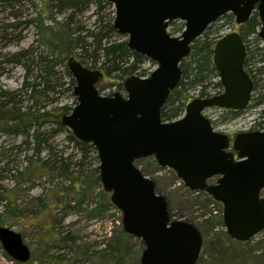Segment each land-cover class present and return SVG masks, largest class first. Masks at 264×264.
<instances>
[{
	"label": "water",
	"instance_id": "1",
	"mask_svg": "<svg viewBox=\"0 0 264 264\" xmlns=\"http://www.w3.org/2000/svg\"><path fill=\"white\" fill-rule=\"evenodd\" d=\"M114 6V28L128 39L130 50L157 64L149 78L129 77L124 94L100 95L101 70L75 58L68 69L75 80L78 104L63 115L62 126L99 157V177L112 204L122 212L124 231L141 239V264H197L203 236L192 223L172 220L169 203L135 162L153 157L173 170L192 192H203L223 205L229 236L246 243L264 231V132H242L232 139L214 130L208 109L245 110L255 84L245 70L246 45L239 33L222 37L214 49V65L224 92L196 98L184 116L163 122L161 112L182 79L181 63L208 27L227 14L244 25L258 13L264 42V0H108ZM184 22L180 37L168 29ZM217 179L215 184H209ZM0 243L13 260L27 263L31 251L22 236L0 227Z\"/></svg>",
	"mask_w": 264,
	"mask_h": 264
},
{
	"label": "rangeland",
	"instance_id": "2",
	"mask_svg": "<svg viewBox=\"0 0 264 264\" xmlns=\"http://www.w3.org/2000/svg\"><path fill=\"white\" fill-rule=\"evenodd\" d=\"M45 1L0 0V93L19 91L26 79L28 83H34L33 80L40 74L36 64H31L29 72L21 65L3 63L7 59L3 57L9 54L28 50L50 52L43 41L45 33L41 34L36 24L30 22L38 19V11L44 8L45 11L41 12L43 15L51 9L49 16L56 18L59 23L57 25L44 19V27L54 26L52 33L48 34L56 37L69 27L71 35H75L71 36L72 39L79 36L76 31L81 27L86 31L97 32V17L100 19L99 16L103 14L112 15L114 11L113 7L97 14V6L91 4L81 11L75 9L59 12L54 9L52 12ZM74 13L76 15L72 17ZM12 24L13 28L8 27ZM214 24L209 30V35L213 37H218V32L222 35L229 31H239L234 16L233 20L224 17ZM184 29L185 23L176 21L172 22L168 31L172 36L180 37ZM260 29H257L256 35L245 38L252 49L257 48L264 53V42L258 36ZM119 37L118 40H127V37L120 34ZM72 57L80 62L75 54L65 56L62 59L63 65L55 69L62 84L56 93L47 97L36 95L35 99L22 94L14 104L23 113H38L43 108L42 113H50L47 115L49 121L45 117L42 119L45 122L28 123L31 129L29 134L37 129H40L41 134L45 133L42 134L45 135V144H42L44 150L38 158H34L38 165L40 161L49 162L50 167L45 170L43 177L23 185L22 182L18 184L16 171L24 169L27 158L35 154L33 145L27 148L23 143L24 136L0 132V205L4 206L10 201L13 208L21 212L16 218L6 214L4 227L20 234L31 251L30 260L19 263L9 257L0 243V264H141L145 244L124 231L122 212L112 204L111 194L104 191L99 172L96 173L99 168L96 155L90 152L87 159H84L80 148L69 141L67 131L63 129L57 133L52 132L56 127L53 121L58 109L68 107L70 111L64 115L71 114V109L78 103L65 72ZM261 66H264V62L257 64L256 68ZM156 69L157 64L148 59L135 76H148ZM214 77L206 89L210 95L218 91V77ZM128 78L121 80L118 73L112 77L104 74L97 89L103 96L124 94L123 84ZM256 82L253 98L264 95V74H257ZM189 95L190 103L199 98L200 88L191 90ZM1 99V102L6 103V100ZM263 110L264 104L256 106L251 102L250 107L234 119H230L223 110L220 113L217 108L206 110L204 115L212 121L215 130L235 136L264 129ZM135 165L155 182L156 191L166 197L172 219L192 223L200 230L203 248L197 264H264V231L246 243L233 240L224 225L223 206L220 203L209 205L206 198L191 194L173 170L160 167L153 157L137 160ZM216 181L211 179L209 182L215 184ZM261 197L264 199V190ZM4 211L5 208L1 206L0 214Z\"/></svg>",
	"mask_w": 264,
	"mask_h": 264
},
{
	"label": "trees",
	"instance_id": "3",
	"mask_svg": "<svg viewBox=\"0 0 264 264\" xmlns=\"http://www.w3.org/2000/svg\"><path fill=\"white\" fill-rule=\"evenodd\" d=\"M45 3L49 8H52V12L54 9L59 12L75 9L76 11H81L85 8H89L91 4H95L97 6V14L105 11L106 9H113V5L109 3L108 0H46ZM42 11H45L44 8L41 12ZM41 12L38 11L37 20H32L30 22H32V24H36L41 34L45 33L42 36L43 41L50 52L44 53L39 51L40 53H38L37 51L28 50L15 55L9 54L3 57L7 58L3 63L21 65L29 72H31V64H36L40 72V74L33 80L34 83H28V79H26L19 91L12 93L2 91L0 93V132L8 134L14 133L16 135L24 136V145H27V148L30 147L29 145H33L35 153L32 157L27 158V166L24 169L16 171L18 174L16 176L18 184L22 182V185L43 177L45 170L50 167L49 162L41 163L40 161V165H38V161H34V158H38L42 150H44V148H42V144H45V135L42 134L45 133L43 132L41 134L40 129H37L36 131L34 130L33 134H29L31 129L28 127V123L37 124L39 122H45L42 120L45 117V119H47L46 121H49L50 119L48 120L47 115H50V113H42L41 111L44 110V108L38 113H23L21 109H16V106L14 105L16 104V99L19 96L24 94L29 95L31 99H35L36 95L47 97L49 94L56 93L57 88L62 87V84L55 74V69L63 65L64 61L62 59L65 56L69 57L75 54L84 66H89L95 70L99 68V70H101L107 77H112V75L118 73L119 79L121 80L135 75L140 69V66L148 60L139 53L130 50L126 40L117 39L120 37L117 30L113 27V16L111 14H103L102 16L98 15L104 24L101 27V30L97 33L86 31L85 28H81L80 35L76 39H72L71 36L75 35H71L69 27L56 35V37L48 34L52 33L54 26L44 27V19L57 25L59 23H57L56 18L49 16L51 9H48L43 15ZM75 15L76 13L72 14V17ZM224 17L233 20V15L231 14H227ZM170 25H172V23ZM213 25L207 29L202 37L193 43L190 56L182 61V79L177 89L170 94L162 109L161 117L163 122H174L183 116L185 108L189 103V92L191 90L200 88V98L210 97V95L206 92V89L210 86V84H212V79L215 78L214 76L218 77L217 69L213 63V55L219 35L218 37H213L208 33ZM8 27L13 28L14 25L12 24ZM260 27L261 23L259 15L258 13H254L247 24L243 26L245 37L253 34L256 35L257 29ZM76 33L78 32L76 31ZM86 33L87 35H85ZM2 37H6V35H3ZM91 39L92 42L88 43ZM247 59L248 61L246 62V67H249L247 72L252 77L255 86H257V74H264V66H261L260 68H256V66L257 64H263L264 53L260 49L249 48ZM65 72L70 80L69 83L71 84V87H74L76 82L67 67H65ZM141 76H144V74ZM38 80H40L39 83L37 82ZM216 86L218 87V83ZM1 98L6 100V103L1 102ZM252 100L256 106H262L264 104V95H260L257 98H253L252 96ZM58 110V114L54 115L55 119L53 123L56 127L52 130V132L57 133L63 129L67 131L69 141L74 143L76 147L80 148L84 159H87L88 154L91 152L96 155L95 160L99 164L98 152L94 145L78 141L69 129L62 126L61 116L64 115V113H69L70 109L68 107H62ZM7 111L12 114H9ZM3 113H5L4 116ZM240 113L241 111L227 112L230 119H234ZM262 113L264 115V110ZM30 139H32V141H30ZM98 172L99 168L96 169V173ZM157 193L161 194L158 191ZM191 194H198L200 198H206L207 200L205 201H207L209 205L215 204L213 199L205 193L191 192ZM1 206L5 208V211L0 214V227H4L6 225V214L9 216L11 215L13 218L21 215V212H19L17 208H13L12 202L10 201L4 204V206L0 205V207Z\"/></svg>",
	"mask_w": 264,
	"mask_h": 264
},
{
	"label": "flooded vegetation",
	"instance_id": "4",
	"mask_svg": "<svg viewBox=\"0 0 264 264\" xmlns=\"http://www.w3.org/2000/svg\"><path fill=\"white\" fill-rule=\"evenodd\" d=\"M256 13V12H255ZM254 14V13H253ZM251 19V18H250ZM245 24H247V22L245 23ZM245 24L244 25H239V31L238 32H236V33H239L240 35H241V37H242V39H243V42L245 43V45H246V50H247V57H248V50H249V48H251L250 47V45H248V43H247V40H246V38H245V35H244V30H243V26H245ZM230 32V31H229ZM209 33V32H208ZM233 33H235V32H233ZM231 34V33H230ZM219 39H221V34L219 35ZM247 57H246V60H245V70H246V68L248 69L249 67H246V62L248 61V59H247ZM213 59H214V55H213ZM247 71V70H246ZM217 75H218V91L216 92L217 93V95H221V93H223V86H222V88H221V77H220V74H219V72H218V70H217ZM250 105H251V103H250ZM250 105H249V107H250ZM218 110H220V113H221V109H218ZM223 111H225V112H228V111H226V110H223ZM231 136V135H230ZM234 136H231V138H233Z\"/></svg>",
	"mask_w": 264,
	"mask_h": 264
},
{
	"label": "bare ground",
	"instance_id": "5",
	"mask_svg": "<svg viewBox=\"0 0 264 264\" xmlns=\"http://www.w3.org/2000/svg\"><path fill=\"white\" fill-rule=\"evenodd\" d=\"M97 11V10H96ZM98 16V15H97ZM112 16H113V21H112V24H114V20H115V10H114V13L112 14ZM97 22L99 23V26H97V30L98 31H100L101 30V27L103 26V24H102V21L97 17ZM113 27H114V25H113ZM81 28H83V27H81ZM80 28V29H81ZM80 29H78V33H79V35H80ZM115 29V28H114ZM86 30V29H85ZM116 30V29H115ZM97 31V32H98ZM92 32H95V31H92ZM96 32V33H97ZM118 32V31H117ZM220 34H221V32H219ZM218 33V34H219ZM119 34V33H118ZM127 41V45H128V39L126 40ZM129 48V47H128ZM69 70V69H68ZM93 70V69H92ZM133 76H135V75H133ZM132 77V76H131ZM143 77V79L144 78H146V75H144V76H142ZM142 77H140V78H142ZM74 88H75V86L73 87V93H74ZM62 117H63V115L61 116V119H62ZM25 243V242H24Z\"/></svg>",
	"mask_w": 264,
	"mask_h": 264
}]
</instances>
